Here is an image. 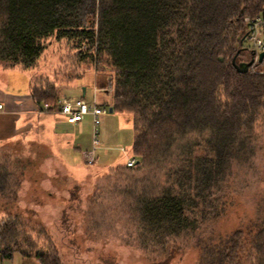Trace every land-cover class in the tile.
I'll return each mask as SVG.
<instances>
[{
  "label": "trees",
  "instance_id": "1",
  "mask_svg": "<svg viewBox=\"0 0 264 264\" xmlns=\"http://www.w3.org/2000/svg\"><path fill=\"white\" fill-rule=\"evenodd\" d=\"M263 12L264 0H0V65L34 70L58 44L66 52L51 74L30 80L39 110H57L63 88L91 71L112 111L132 115L136 162L109 167L129 176L123 193L143 247L167 258L191 235L198 264H264V192L233 229L199 232L236 204L234 180L264 128V59L237 67L253 58L244 17ZM24 165L0 157V256L65 264L44 227L31 229L41 245L26 231Z\"/></svg>",
  "mask_w": 264,
  "mask_h": 264
},
{
  "label": "rangeland",
  "instance_id": "2",
  "mask_svg": "<svg viewBox=\"0 0 264 264\" xmlns=\"http://www.w3.org/2000/svg\"><path fill=\"white\" fill-rule=\"evenodd\" d=\"M243 47L244 57L249 58L252 46L246 38ZM61 52L66 50L55 44L47 62H40L37 68L29 71L36 75L51 74L56 63L54 58ZM260 68L264 69V63ZM25 77L27 75L22 76V83ZM70 83L71 86L63 88L66 98H77L78 92L85 87L89 102L95 101L107 108L98 127L100 146L96 162L90 164L85 159L92 141L89 115H85L79 125L68 124L58 113L46 116L60 134L64 131L74 133L77 142L73 145L68 136V139L63 134L47 137L42 129V137L33 140L32 145H29L30 140H17L0 147V157L11 161L20 157L23 165L28 163L24 165L18 187L21 212L29 219L26 231L41 245L45 243L44 236H37L31 229L44 227L65 264H198L199 251L191 235L179 238V244L167 258L151 252V243L143 247L137 239L136 224L123 193L129 176L109 167L125 164L126 159L133 156L132 115L109 111L111 92L98 87L93 72ZM257 129L260 139L254 161L251 167L241 170L234 184L232 182L231 197L236 204L229 208L226 204L227 211L216 222L210 213L199 227L203 236L212 230L224 233L236 227L240 216L252 214L255 202L264 192V128ZM15 258L16 263L37 264L19 254H15Z\"/></svg>",
  "mask_w": 264,
  "mask_h": 264
},
{
  "label": "crops",
  "instance_id": "3",
  "mask_svg": "<svg viewBox=\"0 0 264 264\" xmlns=\"http://www.w3.org/2000/svg\"><path fill=\"white\" fill-rule=\"evenodd\" d=\"M29 70L30 69L24 70L18 67L7 69L3 68L0 65V146L6 144L7 142L15 141L22 138L39 139L40 137H42L41 131H43L44 129L45 135L47 137H59L63 134L65 138H67V136L69 137L73 145L74 142H77V138L75 137L73 132L64 131L62 132V134H60L59 130H56L55 127L51 125L52 123L48 122V118L46 116L50 115L51 113H58V109L39 110L37 105L35 104L29 89L30 80L33 75ZM23 75H27V77H25V81L22 83ZM79 88L77 89L78 91ZM78 94L80 96L77 97H82L86 101H88L86 99V88L84 94L83 92H78ZM64 97L65 96L61 98ZM81 121L68 124L79 125ZM73 148L77 149L78 146H74ZM15 254L9 259L2 258L0 256V264H20V262L22 264V261H19L18 263L15 262Z\"/></svg>",
  "mask_w": 264,
  "mask_h": 264
},
{
  "label": "built area",
  "instance_id": "4",
  "mask_svg": "<svg viewBox=\"0 0 264 264\" xmlns=\"http://www.w3.org/2000/svg\"><path fill=\"white\" fill-rule=\"evenodd\" d=\"M244 22L246 23V33L243 39L246 38L252 46L253 64H255L258 62V54L264 50V12L255 16H245ZM106 112V107L95 101L88 102L82 97H64L58 100V113L63 115L68 123L79 122L87 114L91 116L92 141L90 149L85 153L87 163L91 164L97 161L96 151L100 146L98 127L102 121V115ZM135 162L136 158L132 156L126 159L125 164L132 166Z\"/></svg>",
  "mask_w": 264,
  "mask_h": 264
},
{
  "label": "water",
  "instance_id": "5",
  "mask_svg": "<svg viewBox=\"0 0 264 264\" xmlns=\"http://www.w3.org/2000/svg\"><path fill=\"white\" fill-rule=\"evenodd\" d=\"M244 38V37H243ZM252 54H253V52H252ZM263 58H264V50L263 51H261L259 54H258V62H261L262 60H263ZM253 64V58H251L249 61H247V62H240L239 64H238V70L239 71H241V72H245V71H247L248 70V68L251 66ZM84 91H85V87H83L82 88V92H83V94H84ZM109 111H112V107L110 106L109 107Z\"/></svg>",
  "mask_w": 264,
  "mask_h": 264
}]
</instances>
